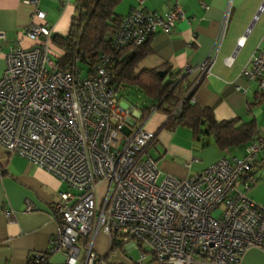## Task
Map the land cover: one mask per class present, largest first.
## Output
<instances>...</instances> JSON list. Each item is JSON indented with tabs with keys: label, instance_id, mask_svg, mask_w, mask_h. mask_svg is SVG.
Masks as SVG:
<instances>
[{
	"label": "built area",
	"instance_id": "1",
	"mask_svg": "<svg viewBox=\"0 0 264 264\" xmlns=\"http://www.w3.org/2000/svg\"><path fill=\"white\" fill-rule=\"evenodd\" d=\"M38 2L24 0L34 7L31 16L44 20ZM229 12L220 22L219 39ZM184 18L179 0L163 14L137 5L120 18L110 46L119 51L141 45L152 34L171 32ZM23 35L33 45L10 47L4 54L0 146L68 187L52 204L59 229L50 254L63 255L65 264H110L93 249L99 231L111 241L116 231L123 244L144 247L157 264H241L250 249L264 253V205L246 195L255 182L250 174L264 151V137L250 141L243 155L221 157L187 179L164 174L148 153L156 133L142 127L125 133L137 106L118 97L110 56L102 54L92 66L76 57L62 70L56 65L61 52L51 44L52 28L31 22ZM5 39L0 31V44ZM233 54L226 57L227 65ZM215 57L216 52L186 71L208 74ZM241 74L264 92V49H256ZM180 111L181 104L174 114ZM100 182H107L101 201L96 194ZM32 209L27 203L26 210ZM143 260L141 254L138 264Z\"/></svg>",
	"mask_w": 264,
	"mask_h": 264
},
{
	"label": "crops",
	"instance_id": "2",
	"mask_svg": "<svg viewBox=\"0 0 264 264\" xmlns=\"http://www.w3.org/2000/svg\"><path fill=\"white\" fill-rule=\"evenodd\" d=\"M174 2L143 0L138 4L136 0H122L115 12L124 16L138 5L147 11L163 14L172 9ZM179 3L185 18L176 22L171 32L150 36L152 52L139 62L137 69H166L170 66L166 79H169L170 72L186 75L182 84L184 88L192 84L191 101L211 107L217 121L247 120L253 116L259 136L264 137V111L260 113L258 110L264 101L252 108V114L249 113V105L260 92L255 82L247 81L241 74L256 49H264V0H179ZM37 8L45 12L44 20L32 17L34 7L24 0H0V31L6 33V39L0 44V62L3 64L4 54L10 47L29 48L33 45V41L23 35L31 22L45 23L52 28L53 35L68 34L75 10L74 0H39ZM228 8L227 25L219 39L220 22ZM240 40L243 43L239 45ZM214 52L215 61L208 74L186 71L187 67L196 68ZM230 54L233 58L227 65L226 57ZM154 105L147 106L149 109L144 116V107L141 110L137 107L127 120L125 133L139 127L156 133V141L148 153L164 174L187 179L223 156L230 158L244 154L247 144L235 148L237 153L229 155L235 149L220 151L213 136L199 133L195 137L187 126L170 122L165 112L158 109L151 112ZM251 172L255 182L246 195L264 205V151L258 154ZM67 190L68 187L52 174L20 156L7 154L0 146V264H28L30 259L40 256H46L48 264H65L63 255L50 254L49 249L59 229L58 222L52 219V204L60 200L59 192ZM27 203L33 206L32 210H26ZM102 237L104 240L106 236L103 234ZM79 244L83 246L82 242ZM107 247L105 250L100 245L95 252L103 254L107 261L112 258L111 263L108 261L110 264L122 262L118 259L119 252L132 249L144 254V260L150 254L151 260L147 264H157L144 247L126 243L122 248L110 251L109 237ZM116 251L119 252L111 257L110 254ZM82 256L83 252L80 258ZM241 264H264V253L250 249L244 253Z\"/></svg>",
	"mask_w": 264,
	"mask_h": 264
},
{
	"label": "trees",
	"instance_id": "3",
	"mask_svg": "<svg viewBox=\"0 0 264 264\" xmlns=\"http://www.w3.org/2000/svg\"><path fill=\"white\" fill-rule=\"evenodd\" d=\"M121 2L122 0H74L75 10L68 34H54L51 38L53 48L61 52L56 61L58 69L67 70L76 57H79L82 63L92 66L102 54H106L111 57V83L116 86L118 96L120 90L129 86L138 88L158 110L169 115L170 122L187 126L195 137L199 133L213 136L215 144L222 152L260 138L258 124L253 116L247 120L234 118L217 121L211 107L192 102V84L187 88L182 84V80L187 78L186 75L170 72L169 79H166L170 66L166 69H137L139 62L152 52L150 36L153 34L141 45L113 50L110 42L122 17L116 14L115 9ZM186 92H189L188 95H184ZM119 98L121 99L120 96ZM263 101L264 92L256 94L254 101L249 105V113ZM180 104L181 111L175 115L174 112ZM148 109L147 106L143 108V116ZM231 158L233 157L229 159ZM112 237L110 251L122 248L123 243L117 238L116 231H113ZM80 241L84 243L85 238ZM46 259V256H40L30 259L28 264H48Z\"/></svg>",
	"mask_w": 264,
	"mask_h": 264
},
{
	"label": "rangeland",
	"instance_id": "4",
	"mask_svg": "<svg viewBox=\"0 0 264 264\" xmlns=\"http://www.w3.org/2000/svg\"><path fill=\"white\" fill-rule=\"evenodd\" d=\"M4 70H5V62H4V64L2 62H0V78H1ZM119 96L121 97V99L123 101L137 106L138 109H140V110L143 107L149 106V105L152 104L151 102L148 101V98L143 93V91L139 90L136 87H130L129 86L126 89L120 90L119 91ZM263 108H264V105H262L258 109V110H261L260 113L264 111ZM262 115H264V114H262ZM236 153H237L236 149L235 150H231L229 155L236 154ZM106 187H107V182H100V183L97 184V186H96V194H97V198H98L99 201H101V199L104 197V194L106 192ZM220 212H221V207L219 209L214 210L213 213H212L213 217L217 218L219 216ZM103 234L106 236L104 240H103V237H102ZM100 245L104 246L105 250H106V248L108 249V247H107V245H108V236L102 231H99L97 233L95 239H94V244H93L94 251H95V248H98ZM117 252H119V251L111 253L110 256L112 257ZM119 253H120L119 254L120 258H118V259H121L120 261H122V262H115V263H112V264H138V260H139L140 255H141L140 251L138 249H132V250H129V251H126V252H119ZM99 255H101V254H99ZM111 259L112 258H109L108 261L110 262ZM150 260H151V255L148 254L146 256V260H144L143 264H147Z\"/></svg>",
	"mask_w": 264,
	"mask_h": 264
},
{
	"label": "water",
	"instance_id": "5",
	"mask_svg": "<svg viewBox=\"0 0 264 264\" xmlns=\"http://www.w3.org/2000/svg\"><path fill=\"white\" fill-rule=\"evenodd\" d=\"M263 7V6H262Z\"/></svg>",
	"mask_w": 264,
	"mask_h": 264
}]
</instances>
